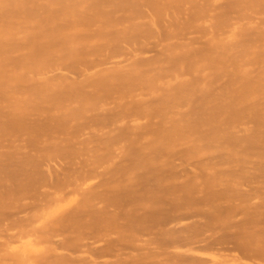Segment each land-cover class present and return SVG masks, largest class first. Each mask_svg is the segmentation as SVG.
Returning a JSON list of instances; mask_svg holds the SVG:
<instances>
[{"label":"bare ground","instance_id":"bare-ground-1","mask_svg":"<svg viewBox=\"0 0 264 264\" xmlns=\"http://www.w3.org/2000/svg\"><path fill=\"white\" fill-rule=\"evenodd\" d=\"M0 264H264V0H0Z\"/></svg>","mask_w":264,"mask_h":264}]
</instances>
